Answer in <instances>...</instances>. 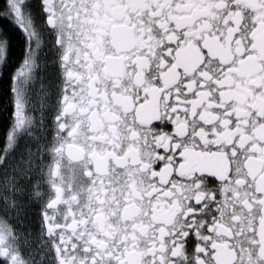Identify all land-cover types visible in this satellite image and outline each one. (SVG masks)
<instances>
[{
    "label": "snow or ice",
    "instance_id": "snow-or-ice-1",
    "mask_svg": "<svg viewBox=\"0 0 264 264\" xmlns=\"http://www.w3.org/2000/svg\"><path fill=\"white\" fill-rule=\"evenodd\" d=\"M0 80V264H264V0H2Z\"/></svg>",
    "mask_w": 264,
    "mask_h": 264
},
{
    "label": "flooded vegetation",
    "instance_id": "flooded-vegetation-1",
    "mask_svg": "<svg viewBox=\"0 0 264 264\" xmlns=\"http://www.w3.org/2000/svg\"><path fill=\"white\" fill-rule=\"evenodd\" d=\"M2 3V0H0ZM21 47L22 41L17 37L13 42V62L18 64L21 61ZM7 77L4 78L6 80ZM6 84L3 80H0V126H3L5 122L9 120V113L4 108V105L8 104V96L4 94Z\"/></svg>",
    "mask_w": 264,
    "mask_h": 264
}]
</instances>
